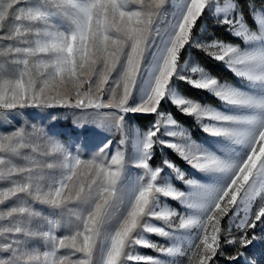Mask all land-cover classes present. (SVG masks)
Returning <instances> with one entry per match:
<instances>
[{
  "label": "snow or ice",
  "instance_id": "1",
  "mask_svg": "<svg viewBox=\"0 0 264 264\" xmlns=\"http://www.w3.org/2000/svg\"><path fill=\"white\" fill-rule=\"evenodd\" d=\"M0 264H264V0H0Z\"/></svg>",
  "mask_w": 264,
  "mask_h": 264
},
{
  "label": "trees",
  "instance_id": "2",
  "mask_svg": "<svg viewBox=\"0 0 264 264\" xmlns=\"http://www.w3.org/2000/svg\"><path fill=\"white\" fill-rule=\"evenodd\" d=\"M213 70L214 71H217V69H215V66H213ZM220 72V75L222 77H225V78H228V79H231V74L226 72V71H223V70H218ZM209 100H211L212 98H208ZM212 102H215V101H212ZM151 117H147V118H141L140 119V123L143 125V124H146L148 122V120H150ZM188 123H191V121L189 120ZM198 135H202V133H199Z\"/></svg>",
  "mask_w": 264,
  "mask_h": 264
},
{
  "label": "rangeland",
  "instance_id": "3",
  "mask_svg": "<svg viewBox=\"0 0 264 264\" xmlns=\"http://www.w3.org/2000/svg\"><path fill=\"white\" fill-rule=\"evenodd\" d=\"M203 135V134H202Z\"/></svg>",
  "mask_w": 264,
  "mask_h": 264
}]
</instances>
